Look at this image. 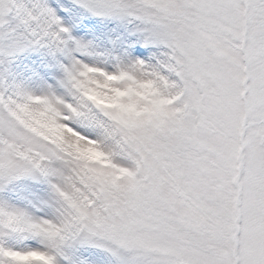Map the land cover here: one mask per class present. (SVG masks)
<instances>
[{
	"label": "snow or ice",
	"instance_id": "6c2138e0",
	"mask_svg": "<svg viewBox=\"0 0 264 264\" xmlns=\"http://www.w3.org/2000/svg\"><path fill=\"white\" fill-rule=\"evenodd\" d=\"M0 264H264V0H0Z\"/></svg>",
	"mask_w": 264,
	"mask_h": 264
}]
</instances>
